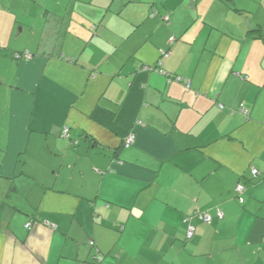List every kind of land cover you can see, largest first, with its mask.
I'll return each mask as SVG.
<instances>
[{
  "label": "crops",
  "instance_id": "1",
  "mask_svg": "<svg viewBox=\"0 0 264 264\" xmlns=\"http://www.w3.org/2000/svg\"><path fill=\"white\" fill-rule=\"evenodd\" d=\"M74 1L0 9V264H264V0Z\"/></svg>",
  "mask_w": 264,
  "mask_h": 264
},
{
  "label": "rangeland",
  "instance_id": "2",
  "mask_svg": "<svg viewBox=\"0 0 264 264\" xmlns=\"http://www.w3.org/2000/svg\"><path fill=\"white\" fill-rule=\"evenodd\" d=\"M74 3V0H0V9L8 7L15 8L13 11V19H16V12L22 7L20 20H25V23L29 21L32 24H38L36 27L43 31L45 26L47 30L54 24L61 26L64 16L56 15L55 10H62L66 13L67 18H69ZM19 28L17 26L15 34ZM47 30L43 33V39H46L45 43L47 41Z\"/></svg>",
  "mask_w": 264,
  "mask_h": 264
},
{
  "label": "built area",
  "instance_id": "3",
  "mask_svg": "<svg viewBox=\"0 0 264 264\" xmlns=\"http://www.w3.org/2000/svg\"><path fill=\"white\" fill-rule=\"evenodd\" d=\"M165 21H167V22H169L170 21V17L169 16H166L165 18ZM175 37H173L170 41L171 42H174L175 41V39H174ZM163 52V55H165V56H168L169 54H170V52L168 51H162ZM27 54V56H29V54L28 53H26ZM161 62L160 63H158V70L159 71H161L162 73H166V75H169V73H167V72H165L164 70H162V68H161ZM160 67V68H159ZM145 68H149V67H144V69ZM152 69H156V68H153L152 67ZM178 81H184L185 79H183L182 77H175ZM187 86L189 87L190 86V82H187ZM222 108H223V106H222ZM240 111L242 112V113H244L245 115H247L248 113H249V109L246 107V106H244V105H242L241 106V108H240ZM64 135L65 136H68V127H66L65 128V130H64ZM134 139H135V135L134 134H131L129 137H127V139L125 140V146L126 147H130L132 144H133V142H134ZM252 173H253V175L256 177L258 174H260V172H259V170L258 169H255V168H253L252 169ZM237 191L238 192H240V194L244 191V186L243 185H239L238 187H237ZM239 200L242 202L243 201V199L242 198H239ZM218 215H219V217L220 218H223V212L222 211H220V210H218ZM187 220V219H186ZM204 220L206 221V222H210L211 220H212V216L210 215V214H205L204 215ZM48 224H49V222H47ZM51 226H53L54 227V225L53 224H51ZM193 234H194V226L193 225H191V224H189L188 225V237L190 238V237H192L193 236ZM90 244L93 246L94 244H95V241L94 240H91L90 241Z\"/></svg>",
  "mask_w": 264,
  "mask_h": 264
},
{
  "label": "trees",
  "instance_id": "4",
  "mask_svg": "<svg viewBox=\"0 0 264 264\" xmlns=\"http://www.w3.org/2000/svg\"><path fill=\"white\" fill-rule=\"evenodd\" d=\"M238 195H239V193H238ZM240 196V195H239ZM204 218V217H203ZM189 225V224H188ZM192 225V224H191Z\"/></svg>",
  "mask_w": 264,
  "mask_h": 264
}]
</instances>
